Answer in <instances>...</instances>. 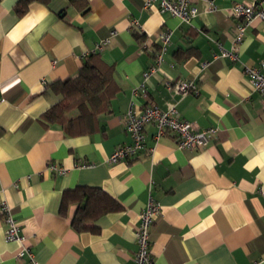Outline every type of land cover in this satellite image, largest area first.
Returning a JSON list of instances; mask_svg holds the SVG:
<instances>
[{
  "label": "crops",
  "instance_id": "crops-1",
  "mask_svg": "<svg viewBox=\"0 0 264 264\" xmlns=\"http://www.w3.org/2000/svg\"><path fill=\"white\" fill-rule=\"evenodd\" d=\"M18 1L0 0V203L11 208L36 264H134L138 215L150 198L160 205L150 229L153 264H264V110L244 74L264 60V21L246 29L236 61L215 58L219 47L230 49L239 23L228 9L258 2L264 10V0H214V11L196 0L190 25L156 6L143 9V0L33 1L22 15ZM166 29L163 63L145 97L134 95ZM92 54L113 66L120 89L98 130L69 135L43 123L60 100L50 86L76 77ZM189 80L196 95L164 87ZM149 104L174 105L196 130L215 133L202 149L180 150L170 138L154 142L147 125L143 149L109 164L115 147L131 142L127 111ZM77 186L99 188L122 208L97 219L96 233L72 229L75 205L60 212L62 193ZM18 250L0 221V264H30L15 258Z\"/></svg>",
  "mask_w": 264,
  "mask_h": 264
},
{
  "label": "built area",
  "instance_id": "built-area-1",
  "mask_svg": "<svg viewBox=\"0 0 264 264\" xmlns=\"http://www.w3.org/2000/svg\"><path fill=\"white\" fill-rule=\"evenodd\" d=\"M196 0H143V9L147 10L156 6L161 13L178 18L182 24L190 25L191 21L198 15V10L194 6ZM206 4V10L214 11V0H203ZM231 17L239 20L235 34L232 39L229 50L219 47L220 54L215 56L226 57L236 61L239 55V47L244 38L246 29L255 21H264V10L261 9L258 2L252 3H236L228 9ZM172 36L171 30H162L155 39L154 44L158 49L153 54V63L148 69L142 73V81L133 91V94H140L145 97V84L150 76L159 69L163 63V55L170 43ZM108 44V40L98 43L93 53L101 52L103 47ZM208 64L202 65V69L207 68ZM253 91L259 96L260 105L264 110V60L258 66L246 67L244 69ZM166 90L175 89L181 97L186 95H196L198 93V85L195 80L189 81H166L164 82ZM147 125H152L155 129L153 135L154 142H158L161 138H170L177 149L180 150H197L204 148L210 141L211 136L215 133V129L196 130L191 122L182 119L175 106L172 105L166 110L149 104L144 107L141 112H135L130 108L124 116V128L130 137V143H122L115 147L108 157L109 164H115L123 161L127 162L134 158L139 151L143 149L145 134L144 129ZM153 148L148 152L151 154ZM57 174H65V169L51 167ZM264 199V191L259 190ZM160 214V205L153 199H149L145 209L138 215V224L135 229L136 252L134 254V264H153L151 255V239L150 229L156 217ZM0 221L4 227V238L7 242H18L19 250L16 254L18 261L27 258L30 264H36L29 249L24 245V239L19 233V225L15 220L11 208L4 203H0Z\"/></svg>",
  "mask_w": 264,
  "mask_h": 264
},
{
  "label": "trees",
  "instance_id": "trees-1",
  "mask_svg": "<svg viewBox=\"0 0 264 264\" xmlns=\"http://www.w3.org/2000/svg\"><path fill=\"white\" fill-rule=\"evenodd\" d=\"M33 1L47 2L19 0L15 12L24 14ZM69 3L77 4L76 0H69ZM119 91L113 66L106 64L98 54L89 55L76 77L50 86V92L60 100L41 115V121L46 125L56 124L69 135L92 134L99 128V117L110 113V102ZM71 205L76 206L71 220L76 233H96L93 223L97 219L122 209L101 189L89 186H77L62 193L60 212L65 213Z\"/></svg>",
  "mask_w": 264,
  "mask_h": 264
}]
</instances>
